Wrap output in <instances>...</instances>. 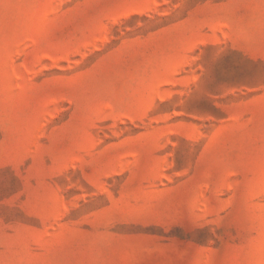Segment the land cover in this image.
<instances>
[{"label": "rangeland", "instance_id": "obj_1", "mask_svg": "<svg viewBox=\"0 0 264 264\" xmlns=\"http://www.w3.org/2000/svg\"><path fill=\"white\" fill-rule=\"evenodd\" d=\"M0 264H264V0H0Z\"/></svg>", "mask_w": 264, "mask_h": 264}]
</instances>
